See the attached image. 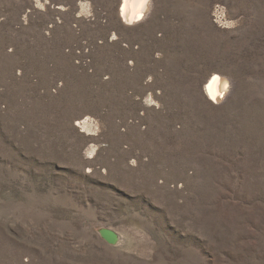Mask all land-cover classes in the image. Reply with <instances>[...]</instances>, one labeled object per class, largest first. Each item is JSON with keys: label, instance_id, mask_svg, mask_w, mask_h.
<instances>
[{"label": "rangeland", "instance_id": "374dc122", "mask_svg": "<svg viewBox=\"0 0 264 264\" xmlns=\"http://www.w3.org/2000/svg\"><path fill=\"white\" fill-rule=\"evenodd\" d=\"M150 3L0 0V264H264V0Z\"/></svg>", "mask_w": 264, "mask_h": 264}, {"label": "bare ground", "instance_id": "6f19581e", "mask_svg": "<svg viewBox=\"0 0 264 264\" xmlns=\"http://www.w3.org/2000/svg\"><path fill=\"white\" fill-rule=\"evenodd\" d=\"M152 0H121L120 17L126 26H136L143 22L149 15ZM224 15V12L222 14ZM230 80L224 75L214 73L208 77L205 83L204 92L207 98L215 104H222L228 94ZM153 100H149L152 103ZM81 123L84 132L93 131L96 124L91 118L83 120Z\"/></svg>", "mask_w": 264, "mask_h": 264}, {"label": "water", "instance_id": "95a60500", "mask_svg": "<svg viewBox=\"0 0 264 264\" xmlns=\"http://www.w3.org/2000/svg\"><path fill=\"white\" fill-rule=\"evenodd\" d=\"M98 233L110 245H118L121 241V235L111 228L102 227Z\"/></svg>", "mask_w": 264, "mask_h": 264}, {"label": "built area", "instance_id": "2783aa9c", "mask_svg": "<svg viewBox=\"0 0 264 264\" xmlns=\"http://www.w3.org/2000/svg\"><path fill=\"white\" fill-rule=\"evenodd\" d=\"M219 11H220V14H222V12H224V10H223V9H221V8L219 9Z\"/></svg>", "mask_w": 264, "mask_h": 264}]
</instances>
